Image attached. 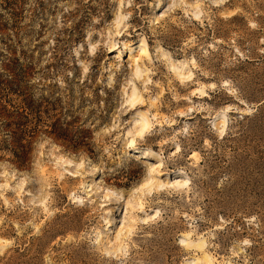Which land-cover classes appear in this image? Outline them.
Listing matches in <instances>:
<instances>
[{
    "label": "rangeland",
    "instance_id": "obj_1",
    "mask_svg": "<svg viewBox=\"0 0 264 264\" xmlns=\"http://www.w3.org/2000/svg\"><path fill=\"white\" fill-rule=\"evenodd\" d=\"M218 1L167 0L145 32L152 17L133 0L140 24L129 26L151 40L139 67L156 73L145 92L131 48L120 59L131 41L116 35V18L133 19L121 0H0V264H264V0ZM164 2L140 0L153 15ZM225 78L235 95L219 87ZM214 82L207 98L192 97ZM134 89L148 103L136 115L156 117L159 139L128 150L118 137L133 117L121 123L120 104ZM219 117L223 136L211 125ZM78 157L92 167L73 169ZM151 161H163L155 176ZM72 170L79 178L61 183ZM177 179L189 188L168 186ZM98 200L110 205L103 219Z\"/></svg>",
    "mask_w": 264,
    "mask_h": 264
},
{
    "label": "snow or ice",
    "instance_id": "obj_2",
    "mask_svg": "<svg viewBox=\"0 0 264 264\" xmlns=\"http://www.w3.org/2000/svg\"><path fill=\"white\" fill-rule=\"evenodd\" d=\"M136 4L139 5L140 8V12L141 14H145L147 13L148 16L152 17V20L149 21H145L144 24V31L147 32V29L149 27V23L152 24H156L159 25L160 21L158 19H156L155 17L160 16L161 12H163L164 8L167 6V0H165L164 4H162L160 6V9L158 11H156V13L153 15L152 12H150L148 10V6L146 4H141L140 0H136ZM115 7V5H114ZM124 7H128V8H132L133 10V19L132 21H129V16L127 15H118L117 19H116V28H117V32L116 35L119 36L122 40L123 39H127L131 41V44H125L124 48L125 51L123 52L122 56L120 57L121 61L126 60L128 58V49L131 48V53L132 56L136 57L135 59V64L137 65V67L135 68L134 71V79L136 80H140L143 77L147 76L148 78L145 80V92H149V88L153 83V80L156 79V73L153 72H145L142 71L139 67L140 63H141V57H143L145 55V50L147 49V51L150 52V49L148 48V45L151 44V40L149 39L148 41H144L142 38L141 39H137V36L139 35L140 32V28H132L130 27V23H136V24H140V21L138 19L135 18L134 13H135V7L133 6V0H128L127 5L124 4V0H121V8ZM154 7V6H153ZM197 19H199V17H197ZM123 26L124 30L127 32V36H123L122 33L119 31V29H121V27ZM252 27H255V25H251ZM159 38V37H158ZM93 39H95L93 37ZM98 45L96 44H91V47L88 48V51L90 53H95L96 49H97ZM209 48L213 47V45H208ZM139 50L140 52V56H137L136 53ZM120 51L119 45L116 43H113L112 46L110 48H108V54L109 57H111L112 55H116L117 52ZM127 67V66H125ZM191 67L192 69H196L197 68V61L194 58L191 62ZM162 70V69H161ZM83 71L85 73H87L89 71L87 66H84ZM173 71H177L176 69H173ZM123 74V72H122ZM197 75H199V73H196ZM194 78V74L192 71H188L187 75H180L179 77V82L180 84H185L186 82H191ZM217 83H210V84H206V88L205 89H196L192 92V97L197 96V94L200 97L203 98H207L209 96V92L206 90L208 88L215 90L217 88ZM219 87L224 88V89H230L231 91L229 92V95H235V89L233 88V86L229 83L228 79L225 78L223 83L219 85ZM161 96L164 97L165 99L167 98V90H163L161 92ZM157 102L156 98H153L151 103L155 104ZM162 103V101H161ZM208 103H211V101L209 100ZM145 107H148V103H147V99L144 97H141L140 95H138L135 92V89L133 90V96L131 98H129L127 96V91L125 90V94H124V100L123 102L120 104V109L121 111H123L125 114L122 116L121 118V123H123L125 120H128V118L131 116L133 117L132 121L125 127L124 132L127 133V136H125L123 133L118 137V141H123L124 146L128 149V150H133L137 147L138 144H140L141 142L147 144L149 143L151 140L153 139H159V137L154 136V133L156 131V126L154 121L156 120L155 116H151V119H144L141 117H138L136 115V111L140 110L142 111ZM163 110V109H161ZM224 111H229L228 108H225ZM188 112L191 113L192 109L189 108ZM179 116L181 118H183L185 116L184 112L179 113ZM172 123H175V120L172 121ZM107 131V130H106ZM174 131V129H173ZM113 136H115V132L113 131L111 133ZM219 134L221 136L224 135V128L223 126L220 128L219 130ZM205 143H207V141H205ZM117 147H120V144H117ZM181 147L180 145H175L174 149H169V151L172 153V155H175L176 153H180L181 152ZM141 152H143V148L140 149ZM145 156L149 155L148 153H144ZM152 155H155V152H152ZM88 157H92V153L89 151ZM88 157H84V158H77L79 160V163L76 165H73V169L76 168H80V169H90L92 167V162ZM191 158L196 160L197 162H199L200 157L198 156V154L196 152H192L191 153ZM152 164L151 169L149 170L150 175L155 176L156 170L157 169H162L163 168V161H161L160 163H157L156 161H151L150 162ZM80 173L76 172L75 170L72 171H66L64 173V175L59 177V180L61 183L65 182V179L67 178V181L69 183L74 182L76 179L79 178ZM97 179L99 178V174H97ZM159 179L161 181H163L164 179V175L163 172L159 173ZM152 184V180H148L147 183L145 184H140L138 188L135 189L136 192H142L145 188H147L149 185ZM174 184V186L178 189V190H183V189H188L189 185H190V181L188 179H177L175 181L169 180V187H172ZM164 188V185L161 184L160 186V191H162ZM151 194V193H149ZM101 196H103V193H101ZM49 197H45L41 203V207L43 208L44 212L48 215H51L52 213L49 212ZM71 199V203L72 204H79V205H84L85 201L84 200H79V199ZM104 199H108L107 197H104ZM119 199L121 201H123L124 197H119ZM97 203L99 204V213H100V218L103 219V215H104V210L107 207H110L109 204L103 203L100 200L97 201ZM95 207V205H93ZM119 210L121 212H125L126 209L121 206L118 205ZM140 212H143V205L141 204ZM160 215V213L157 211L153 214H150V219L155 220L158 216ZM149 221L145 220L144 223L147 224ZM7 243V242H5ZM244 245H248L249 241L248 240H244L243 241Z\"/></svg>",
    "mask_w": 264,
    "mask_h": 264
},
{
    "label": "bare ground",
    "instance_id": "obj_3",
    "mask_svg": "<svg viewBox=\"0 0 264 264\" xmlns=\"http://www.w3.org/2000/svg\"><path fill=\"white\" fill-rule=\"evenodd\" d=\"M218 3L221 5V4H223V0H219L218 1ZM117 19V18H116ZM108 48H110V47H108ZM163 55V57L164 58H166V59H169L170 58V56L167 54V53H164V54H162ZM138 56H140V53H139V55ZM148 56H149V51H147V49L145 50V55L143 56L144 58L146 57V58H148ZM143 57H141V60L143 59ZM135 59H136V57L134 58V62H135ZM140 116L141 117H143V115L142 114H140ZM226 119L224 118V117H219V118H215L214 120H211V125L212 126H216V125H219V127L221 128L222 126H223V128H225V126H226ZM140 206H141V203H139L138 204V208L140 209ZM144 209V208H143ZM150 217V216H149ZM149 217H145V218H142L141 219V221H145V220H150V218ZM118 235H120V236H118V237H122L121 236V234L119 233ZM189 236H190V234L189 233H184L183 234V238H189ZM183 242V241H182ZM182 244V243H181Z\"/></svg>",
    "mask_w": 264,
    "mask_h": 264
}]
</instances>
